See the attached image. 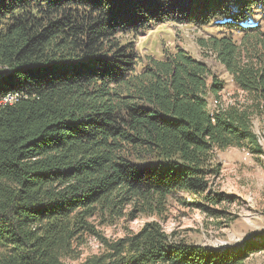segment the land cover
Masks as SVG:
<instances>
[{"label":"trees","instance_id":"1","mask_svg":"<svg viewBox=\"0 0 264 264\" xmlns=\"http://www.w3.org/2000/svg\"><path fill=\"white\" fill-rule=\"evenodd\" d=\"M167 22L213 25L197 41L231 102L181 47L142 60L135 40ZM263 28L264 0H0V97L20 95L0 111V264H247L263 250L190 244L157 220L112 242L91 221L161 215L180 193L223 215L235 196L213 188L215 154L264 153ZM85 234L105 251L68 262Z\"/></svg>","mask_w":264,"mask_h":264},{"label":"rangeland","instance_id":"2","mask_svg":"<svg viewBox=\"0 0 264 264\" xmlns=\"http://www.w3.org/2000/svg\"><path fill=\"white\" fill-rule=\"evenodd\" d=\"M214 30L213 25L202 29L167 22L154 30L142 32L135 43L143 61L150 56L163 58L166 51L181 47L196 59L207 62L217 77L225 82L221 96L225 103H229L235 91L231 76L216 57L201 48L197 41L199 37H208ZM214 101L215 97H211V107H214ZM262 125L263 122L257 120L255 130L264 149ZM248 152L246 149L228 148L215 154L221 171L213 179V188L235 196L234 201L217 206L224 211L221 217H212L197 207L183 204V199L191 201L192 196L180 193L169 197L166 210L161 215L139 213L133 219L126 216L116 220L98 215L91 221L97 231L112 242L137 233L146 222L153 220L159 221L167 233L177 239L212 249L239 248L249 242H264V153L253 155ZM129 210L130 206L126 212ZM104 251V245L97 237L85 234L74 244L76 258L68 259V262L79 263ZM247 264H264V252H250Z\"/></svg>","mask_w":264,"mask_h":264},{"label":"built area","instance_id":"3","mask_svg":"<svg viewBox=\"0 0 264 264\" xmlns=\"http://www.w3.org/2000/svg\"><path fill=\"white\" fill-rule=\"evenodd\" d=\"M19 97L20 95L18 93H9L3 97H0V111L5 105L14 104L17 102ZM247 154H249V152ZM262 252H264V249L261 250V253Z\"/></svg>","mask_w":264,"mask_h":264}]
</instances>
